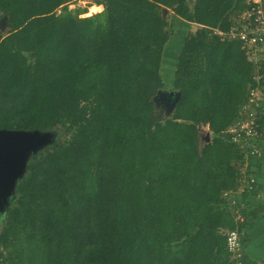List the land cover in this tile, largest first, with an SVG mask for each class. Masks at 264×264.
<instances>
[{"label":"trees","instance_id":"trees-1","mask_svg":"<svg viewBox=\"0 0 264 264\" xmlns=\"http://www.w3.org/2000/svg\"><path fill=\"white\" fill-rule=\"evenodd\" d=\"M71 1L0 0V128L69 133L16 184L0 264H232L227 231L243 242L257 219L249 201L264 157L245 164L226 136L256 66L215 29L228 32L246 0H92L103 10L88 16ZM169 9L196 25L171 90ZM161 96L174 99L170 117ZM244 165L253 188L237 193ZM243 261L256 264L245 251Z\"/></svg>","mask_w":264,"mask_h":264},{"label":"built area","instance_id":"built-area-1","mask_svg":"<svg viewBox=\"0 0 264 264\" xmlns=\"http://www.w3.org/2000/svg\"><path fill=\"white\" fill-rule=\"evenodd\" d=\"M246 3V9L234 19L228 32L215 29L223 37L240 40L248 59L256 66V85L249 89L247 102L241 107L236 121L226 130V136L243 153L245 164L249 159L264 157V127L260 121L264 115V0H246ZM242 169V176L247 180L242 178L237 193H242L246 187L249 190L253 188L254 177L245 172V165ZM244 182L247 184L244 185ZM224 195L232 203H236L232 191H227ZM227 247L232 264H245L243 242L237 229L227 231Z\"/></svg>","mask_w":264,"mask_h":264},{"label":"rangeland","instance_id":"rangeland-1","mask_svg":"<svg viewBox=\"0 0 264 264\" xmlns=\"http://www.w3.org/2000/svg\"><path fill=\"white\" fill-rule=\"evenodd\" d=\"M93 5L100 6L101 10H91V6ZM68 6L71 9L79 7L86 8L87 12L80 14V16H88L103 10L102 4H95L92 0H72L68 3ZM164 16L168 21V27L171 29V38L164 47L161 73L166 82V89L171 90L177 55L182 47L185 35L194 31L196 29V25L175 16L170 9L165 12ZM0 28L3 33H6L8 30V25L3 18H0ZM160 98L164 103V115L166 117H170L174 108V99L166 96H161ZM200 128L204 132H208L209 129L208 125H202ZM68 135L69 133L61 126L45 131L42 133L44 140L33 145L24 153L19 175H17L14 185L9 187L0 199V231L3 228V220L6 211L12 204V201L16 198V184L26 174L29 163L34 161L43 150L52 147L53 143L62 141L67 138ZM249 203L251 207L250 210L254 208L257 211V219L259 220H252L248 223L247 228L242 233L244 243L243 250L250 257H252L255 262H257L256 264H264V207H261V202L257 198H251ZM249 225H253L251 231H249Z\"/></svg>","mask_w":264,"mask_h":264},{"label":"water","instance_id":"water-1","mask_svg":"<svg viewBox=\"0 0 264 264\" xmlns=\"http://www.w3.org/2000/svg\"><path fill=\"white\" fill-rule=\"evenodd\" d=\"M5 19V17L3 18ZM178 97L174 91L167 92ZM39 130H10L0 128V199L19 175L24 153L33 145L44 140Z\"/></svg>","mask_w":264,"mask_h":264},{"label":"crops","instance_id":"crops-1","mask_svg":"<svg viewBox=\"0 0 264 264\" xmlns=\"http://www.w3.org/2000/svg\"><path fill=\"white\" fill-rule=\"evenodd\" d=\"M264 161L258 160L256 165L253 166V169L256 171L257 179H258V185L256 186V190L254 193L253 198H257L261 202V207H264ZM264 211V208H263ZM256 220V218H254ZM259 220V219H257ZM253 225H249V231H251ZM257 263V262H256Z\"/></svg>","mask_w":264,"mask_h":264},{"label":"flooded vegetation","instance_id":"flooded-vegetation-1","mask_svg":"<svg viewBox=\"0 0 264 264\" xmlns=\"http://www.w3.org/2000/svg\"><path fill=\"white\" fill-rule=\"evenodd\" d=\"M4 18V17H3Z\"/></svg>","mask_w":264,"mask_h":264}]
</instances>
